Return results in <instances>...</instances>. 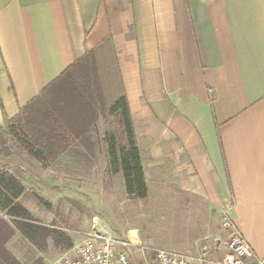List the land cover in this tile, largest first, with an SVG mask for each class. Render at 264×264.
Listing matches in <instances>:
<instances>
[{
    "label": "crops",
    "instance_id": "obj_1",
    "mask_svg": "<svg viewBox=\"0 0 264 264\" xmlns=\"http://www.w3.org/2000/svg\"><path fill=\"white\" fill-rule=\"evenodd\" d=\"M105 50L147 194L129 197L120 176L105 187V164L68 182L69 201L133 245L197 255L202 245L222 253L230 198L232 227L264 260V0H0V128L87 52ZM24 167H0L23 189L13 204L25 210V177L62 189L46 175L52 166Z\"/></svg>",
    "mask_w": 264,
    "mask_h": 264
},
{
    "label": "rangeland",
    "instance_id": "obj_2",
    "mask_svg": "<svg viewBox=\"0 0 264 264\" xmlns=\"http://www.w3.org/2000/svg\"><path fill=\"white\" fill-rule=\"evenodd\" d=\"M78 81L86 82L95 89L98 88L99 93L101 92L99 100H101L100 103L104 109L91 128L93 143L91 156L84 151L81 141H74L66 146L53 143L51 145L46 141L47 138L44 135L18 119L9 120L1 128L3 130L0 133L1 168L8 165L25 166V175H28L37 165H49L52 166V172L46 173V175L59 177L60 184L62 180V189L55 187L50 193L37 181H31L25 177V213L17 211L9 216L8 213H3V208H0V213L5 215L0 219L8 222L14 231L9 245L15 256L10 254L20 264H54L60 258L68 256L73 249L81 244L83 234L89 229L80 227V222L84 221L87 215L91 221L93 218L102 220L99 213L96 214L92 211L89 214V212H85V207L79 203L69 201V192L74 190L69 188V181L80 186L89 179L90 170L97 166L99 175L101 168H105L106 164V170L102 174L105 187L113 182V178L120 176L118 179H120L122 188L121 172L119 171L113 176L109 174L108 151L105 143L113 138L117 152L125 151L128 148L122 124L118 116L111 114L109 110L119 93L117 77L111 68L110 53L105 50L103 53L96 54L91 62L84 63ZM94 94L98 97L96 91ZM51 102V93H46L35 107L46 104L51 106ZM39 154H42L43 161L39 162L31 156ZM30 173L34 174L33 171ZM35 175L43 176L39 171H36ZM54 191L56 194L62 191L63 195L54 197ZM44 193L49 194L48 197ZM39 194L45 195L49 200L40 197ZM5 205L6 203L0 198V207ZM230 234L231 230L222 228V235L216 241L218 247L225 245ZM132 252L135 264H145L146 262L151 264L152 253L150 251L144 252L142 255L136 248H133Z\"/></svg>",
    "mask_w": 264,
    "mask_h": 264
},
{
    "label": "trees",
    "instance_id": "obj_3",
    "mask_svg": "<svg viewBox=\"0 0 264 264\" xmlns=\"http://www.w3.org/2000/svg\"><path fill=\"white\" fill-rule=\"evenodd\" d=\"M109 42L106 45L109 46ZM96 52H87L83 58L67 68L60 76L52 81L28 105L20 109L19 114L13 118L24 121L26 125L34 128L44 135L51 145H69L74 141H81L84 151L90 156L93 152L91 141V128L104 111L100 103L101 92L98 88L86 82H79L83 64L94 60ZM94 91L98 93L95 96ZM46 93H51V106H36L40 98ZM110 113L117 115L124 131L127 150L117 152L113 138L105 141L108 155V171L111 176L119 171L122 174L126 194L135 199H144L147 188L144 183L143 171L138 149L136 147L133 125L126 98L119 92L110 106ZM0 128V133H2ZM53 143V144H52ZM37 161H43L42 154L31 155ZM23 193V189L15 178L0 174V198L8 207L9 216L14 212L25 213L20 206H15L13 201ZM13 229L0 219V264H20L5 248L6 243L13 236Z\"/></svg>",
    "mask_w": 264,
    "mask_h": 264
},
{
    "label": "built area",
    "instance_id": "obj_4",
    "mask_svg": "<svg viewBox=\"0 0 264 264\" xmlns=\"http://www.w3.org/2000/svg\"><path fill=\"white\" fill-rule=\"evenodd\" d=\"M231 207L232 200L229 198L222 208L221 227L231 230V234L221 254L206 245L199 247L197 255L133 245L129 240L104 228L97 218H93L89 231L83 234L81 244L54 264H135L132 258L133 248L142 255L150 251L151 264H264V260L255 256L248 243L232 227L228 216Z\"/></svg>",
    "mask_w": 264,
    "mask_h": 264
}]
</instances>
